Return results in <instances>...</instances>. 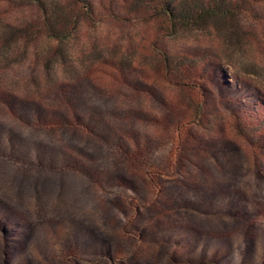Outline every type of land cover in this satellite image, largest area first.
<instances>
[{
	"label": "rangeland",
	"instance_id": "rangeland-1",
	"mask_svg": "<svg viewBox=\"0 0 264 264\" xmlns=\"http://www.w3.org/2000/svg\"><path fill=\"white\" fill-rule=\"evenodd\" d=\"M93 1L59 41L0 0V264H264V28Z\"/></svg>",
	"mask_w": 264,
	"mask_h": 264
},
{
	"label": "trees",
	"instance_id": "trees-1",
	"mask_svg": "<svg viewBox=\"0 0 264 264\" xmlns=\"http://www.w3.org/2000/svg\"><path fill=\"white\" fill-rule=\"evenodd\" d=\"M28 1L34 4L40 18L38 28L59 41L71 37L80 20L96 21L93 0ZM124 9L129 17L153 23L158 38L171 37L181 29L199 27L209 21L229 22L234 27L246 18L264 28V0H125ZM113 17L116 16L109 18ZM31 32L27 24L17 31L24 36ZM190 66L185 61L162 54V70L187 97L195 89L188 73ZM197 114L195 118H201Z\"/></svg>",
	"mask_w": 264,
	"mask_h": 264
}]
</instances>
